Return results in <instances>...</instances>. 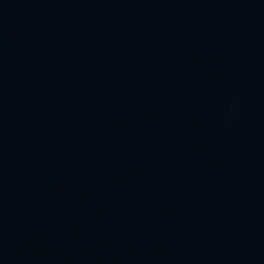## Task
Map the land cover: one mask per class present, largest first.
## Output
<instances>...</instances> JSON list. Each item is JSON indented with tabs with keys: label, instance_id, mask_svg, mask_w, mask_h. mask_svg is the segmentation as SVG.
I'll list each match as a JSON object with an SVG mask.
<instances>
[{
	"label": "water",
	"instance_id": "1",
	"mask_svg": "<svg viewBox=\"0 0 264 264\" xmlns=\"http://www.w3.org/2000/svg\"><path fill=\"white\" fill-rule=\"evenodd\" d=\"M0 264H264V0H0Z\"/></svg>",
	"mask_w": 264,
	"mask_h": 264
}]
</instances>
